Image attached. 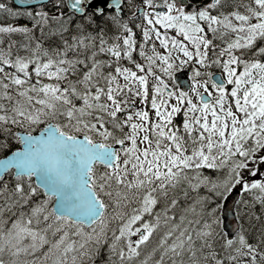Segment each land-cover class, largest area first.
I'll list each match as a JSON object with an SVG mask.
<instances>
[{
	"label": "snow or ice",
	"instance_id": "1",
	"mask_svg": "<svg viewBox=\"0 0 264 264\" xmlns=\"http://www.w3.org/2000/svg\"><path fill=\"white\" fill-rule=\"evenodd\" d=\"M102 252L264 264V0H0V264Z\"/></svg>",
	"mask_w": 264,
	"mask_h": 264
},
{
	"label": "water",
	"instance_id": "2",
	"mask_svg": "<svg viewBox=\"0 0 264 264\" xmlns=\"http://www.w3.org/2000/svg\"><path fill=\"white\" fill-rule=\"evenodd\" d=\"M36 2L37 0H13V5L18 6L22 4H35ZM186 72L187 70H183L177 73L178 81L180 83L185 82ZM238 197H239L238 193L234 190L233 193H230L227 197H225V203L221 208V216L223 218V224L227 227V229H231L233 226L230 223L233 217V211H230L229 209L233 207V202L234 200L238 199Z\"/></svg>",
	"mask_w": 264,
	"mask_h": 264
},
{
	"label": "trees",
	"instance_id": "3",
	"mask_svg": "<svg viewBox=\"0 0 264 264\" xmlns=\"http://www.w3.org/2000/svg\"><path fill=\"white\" fill-rule=\"evenodd\" d=\"M257 211L259 210V205H256ZM104 258V253L102 252L99 257L96 258V264H100L101 259Z\"/></svg>",
	"mask_w": 264,
	"mask_h": 264
},
{
	"label": "flooded vegetation",
	"instance_id": "4",
	"mask_svg": "<svg viewBox=\"0 0 264 264\" xmlns=\"http://www.w3.org/2000/svg\"><path fill=\"white\" fill-rule=\"evenodd\" d=\"M136 3H139V0H135Z\"/></svg>",
	"mask_w": 264,
	"mask_h": 264
}]
</instances>
